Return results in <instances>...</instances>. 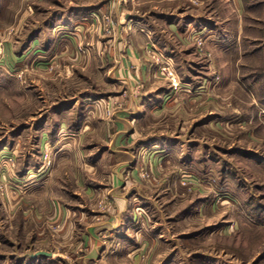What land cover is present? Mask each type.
I'll return each instance as SVG.
<instances>
[{"label":"rangeland","instance_id":"374dc122","mask_svg":"<svg viewBox=\"0 0 264 264\" xmlns=\"http://www.w3.org/2000/svg\"><path fill=\"white\" fill-rule=\"evenodd\" d=\"M113 184L174 239L136 264H264V0H0V264H133L91 259Z\"/></svg>","mask_w":264,"mask_h":264},{"label":"crops","instance_id":"0c3cea01","mask_svg":"<svg viewBox=\"0 0 264 264\" xmlns=\"http://www.w3.org/2000/svg\"><path fill=\"white\" fill-rule=\"evenodd\" d=\"M90 9L89 7L84 8V7H76V8H69V10H67V13L65 14V19L64 21L61 23V25L59 24L60 28L63 29H67V27L69 29L73 30V27L75 29H78V27L83 26L84 25V21H81L85 18V15L87 13V11ZM86 12H85V11ZM82 23V24H81ZM72 26V27H70ZM64 32H68V34H63V36L68 38L69 42L71 39H74L73 36L71 35H76V32L73 31H67L65 30ZM144 34L143 32H141L140 35ZM144 35H148L147 32H145ZM67 46V45H66ZM158 100L159 96L157 95V93H150L149 96H146L145 99L141 102H143L144 104H147V102L149 103V101L151 100ZM142 113V107H135L130 109V111L128 112V118H123V120L127 121L128 124L130 125V119L131 118H136L139 117L140 114ZM124 122L125 128H121V130L123 132H127L129 130L128 124L127 122ZM119 122H117L118 124ZM82 124L84 125L83 127L86 128L88 127V123L87 121H83ZM84 128L82 129H73V130H68V133L66 134V136L64 137H57L56 133H53V130H50V139H52V141L55 140L56 138V142L59 143L58 146H56V148L58 150H60L61 147H65V145H67V142L69 140H76L78 138L81 137V135L83 134ZM59 129H62L61 127H59ZM51 141V140H50ZM104 148H106L105 146H103ZM111 152H114V150H112V148H109ZM101 153H94L91 154L90 156H85V158H83V168L89 170H93L96 168V162H97V157H99ZM257 165H259L257 163ZM224 169V168H223ZM228 173H226V171H223L221 178L225 179L224 177L227 175ZM99 187V185H97ZM37 188H41V186H38ZM111 193L110 194L112 196L113 200V207L111 209V213L108 214V216L110 217L109 220H105V222L102 225H99V227L97 228L99 231L104 232L105 234L103 235V237L99 236V231L97 232V229L94 232H88L87 235V239H89V241L91 240V242L93 244H95L93 246V251H94V257L92 256L91 259L93 258H97L98 261H100L101 259H103L104 255H107V258H111L113 257L115 260L121 256H123L126 259H130L132 261H134L133 264L135 263V260L137 259L138 261H140V259L143 258V255L145 253V251L148 250V252H151V250H149V247H154V246H158V244H164L166 242H174L173 237L171 236H161V234H157L155 233L154 235H147V237H139L136 232L134 233L133 231L136 228H139V226H143V224L139 222V220H137L136 216L137 214H139V208H137L136 204L137 202L133 201L135 200L133 198V196H135V193L133 191V189H130L128 192H121L119 190V188H117V186H115V184H113L111 186ZM95 191H99V188H97V190ZM258 207H263L264 208V203H258ZM70 207H68L69 209ZM67 208L61 204L54 203L53 204V210L55 211V213L57 211H62V210H66ZM69 211V210H68ZM140 215V214H139ZM139 222V224H138ZM156 225V224H155ZM66 226V225H64ZM132 232L134 234H132ZM157 232V230H156ZM86 237V235L84 236V238ZM99 237L101 238V240L99 239ZM120 244L122 243L120 248H117L116 244ZM151 244V246L149 245ZM111 248V250H110ZM109 249V252H106ZM154 249V248H153ZM153 253V251H152ZM173 250L169 251L168 253H164L160 255L162 262L159 264H174L173 263ZM47 257L44 256H38V255H31V256H27L26 258H24L23 256H16L15 257V264H42V260L46 259ZM89 258V257H88ZM165 260V261H163ZM170 260V263H169ZM212 260L214 259H210V261L212 262ZM94 261V259H93ZM93 264H96V261L93 262ZM176 264V263H175ZM213 264V262H212Z\"/></svg>","mask_w":264,"mask_h":264}]
</instances>
